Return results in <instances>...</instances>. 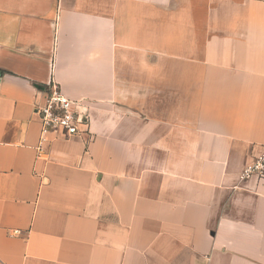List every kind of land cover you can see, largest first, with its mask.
I'll return each mask as SVG.
<instances>
[{
    "label": "crops",
    "instance_id": "crops-1",
    "mask_svg": "<svg viewBox=\"0 0 264 264\" xmlns=\"http://www.w3.org/2000/svg\"><path fill=\"white\" fill-rule=\"evenodd\" d=\"M262 150L264 0H0V264H264Z\"/></svg>",
    "mask_w": 264,
    "mask_h": 264
},
{
    "label": "built area",
    "instance_id": "built-area-1",
    "mask_svg": "<svg viewBox=\"0 0 264 264\" xmlns=\"http://www.w3.org/2000/svg\"><path fill=\"white\" fill-rule=\"evenodd\" d=\"M43 96V103L35 109L41 124L39 146L50 134L72 139L84 133L83 128H87L89 118L82 101L66 98L55 83L44 87ZM240 176L244 180L256 178L264 182V150L243 168Z\"/></svg>",
    "mask_w": 264,
    "mask_h": 264
}]
</instances>
